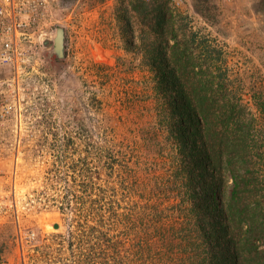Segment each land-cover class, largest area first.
I'll return each instance as SVG.
<instances>
[{"label": "rangeland", "instance_id": "obj_1", "mask_svg": "<svg viewBox=\"0 0 264 264\" xmlns=\"http://www.w3.org/2000/svg\"><path fill=\"white\" fill-rule=\"evenodd\" d=\"M166 1L183 28L223 47L236 84L264 87V0ZM130 2L0 0V264H78L91 246L96 186L147 191L146 175L166 166ZM130 191L128 203H141Z\"/></svg>", "mask_w": 264, "mask_h": 264}, {"label": "trees", "instance_id": "obj_2", "mask_svg": "<svg viewBox=\"0 0 264 264\" xmlns=\"http://www.w3.org/2000/svg\"><path fill=\"white\" fill-rule=\"evenodd\" d=\"M130 9L146 40L166 166L146 175L147 191L96 186L91 246L78 264H264V87L236 84L223 47L183 28L166 0ZM131 189L141 203H128Z\"/></svg>", "mask_w": 264, "mask_h": 264}, {"label": "water", "instance_id": "obj_3", "mask_svg": "<svg viewBox=\"0 0 264 264\" xmlns=\"http://www.w3.org/2000/svg\"><path fill=\"white\" fill-rule=\"evenodd\" d=\"M46 44H48L50 41L45 40ZM52 45H53V52L57 57H61L63 54V47H64V30L62 28H57L55 31V36L52 39Z\"/></svg>", "mask_w": 264, "mask_h": 264}, {"label": "bare ground", "instance_id": "obj_4", "mask_svg": "<svg viewBox=\"0 0 264 264\" xmlns=\"http://www.w3.org/2000/svg\"><path fill=\"white\" fill-rule=\"evenodd\" d=\"M50 228H51V227H50ZM52 228L55 229V230H57V228H58V224H57V223H54V224L52 225Z\"/></svg>", "mask_w": 264, "mask_h": 264}]
</instances>
